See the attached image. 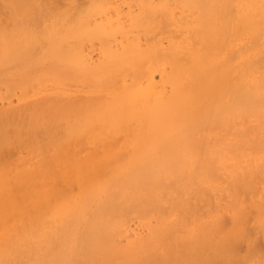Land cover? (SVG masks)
<instances>
[{"label":"rangeland","instance_id":"rangeland-1","mask_svg":"<svg viewBox=\"0 0 264 264\" xmlns=\"http://www.w3.org/2000/svg\"><path fill=\"white\" fill-rule=\"evenodd\" d=\"M256 2L254 31H243L235 21L230 40H224L220 61L230 67L229 86L218 111L182 140L185 158L178 165L169 160L159 179L144 174L145 180L124 190L116 178L131 173L137 138L132 130L139 122L129 124L130 132L76 128L73 114L111 102L151 72L170 94L173 58L189 62L195 48L198 9L181 0H30L24 12L16 0H0L3 48L22 29L66 30L69 18H85L96 7L102 13L91 18L93 24L101 15L120 16L125 32L67 38L65 46L88 55L91 66L109 62L105 44L121 51L137 42L149 54L172 55L165 64L146 59L136 74L130 65L96 81L72 78L53 59L34 64L11 54L1 58L0 131L6 141L0 148V192L14 204L0 205V241L27 231L30 243L0 264H264V1ZM31 18L32 24L25 23ZM43 49L35 46V55ZM112 181L105 192L91 193ZM86 198L80 224L62 219L64 206ZM101 211L105 222L93 226ZM90 234L97 237L90 240Z\"/></svg>","mask_w":264,"mask_h":264},{"label":"bare ground","instance_id":"bare-ground-1","mask_svg":"<svg viewBox=\"0 0 264 264\" xmlns=\"http://www.w3.org/2000/svg\"><path fill=\"white\" fill-rule=\"evenodd\" d=\"M16 1L20 9L24 11L30 0ZM181 1L198 9L199 20L194 30L195 48L190 52V61L181 64L176 57L173 58L174 68L168 77V83L172 88L171 93H166L165 87L155 82V72H151L145 82L140 81L132 87L124 86L121 93L111 102L102 106L87 107L79 113L73 114L78 118L79 124L75 126L76 128L78 125H82L95 130L106 128L110 132H130L129 124L139 122L137 130H132V134L137 138L131 145L129 166L131 173L125 177L116 178V186L124 190H127L134 181L145 180V176H149L148 179L153 181L159 179L166 171V164L169 160L175 161V164L178 165L179 160L185 158L182 140L217 112L228 94L230 67L221 64L220 59L224 40L228 39L229 41L231 38H227L229 29L235 21L239 22L240 29L248 32L254 31L253 28L256 25L255 15L258 12L256 0ZM36 4L40 5L39 1ZM234 5L238 7L237 11L234 10ZM100 13L102 10L98 11L95 7L87 11L85 18L77 20L69 18L71 23L68 20L70 26L66 30L53 26L40 31H34L35 28L33 30L22 29L16 42L5 43L4 48L0 45V60L4 57L7 58V56L10 57V54L28 59L34 64L37 63V60L53 59L61 62L60 65L66 68L64 72L70 74L72 78H87L96 81L105 75L110 76L116 71L124 70L130 65L136 67L134 69L136 74L138 67L141 68L142 62L149 58H154L156 62H162V64H165L167 59H172L171 54L165 57L159 52H155L154 55L149 54L141 50L140 44L137 42L129 43L121 51H112L105 44L103 54L109 62L97 67L91 66L89 61L91 58L88 55L68 49L64 42L67 38L79 39L88 36L99 38L112 36L118 31L122 34L125 32V26L121 22L120 16L113 19V17L101 15L99 16L100 21L93 24L91 18ZM24 16L26 17L25 14ZM94 20L97 21V18ZM28 21L32 24L33 18L26 19L25 23L28 24ZM37 45L44 47L40 57L34 53ZM60 72H62L60 74L64 73L63 71ZM198 129L201 128L198 127ZM74 131L76 132V129ZM5 141L6 138H3L0 131V148ZM169 165L173 166V163L171 162ZM144 174L146 175L143 176ZM102 183L98 185L96 191L92 190L91 193L105 192L113 186L114 181ZM111 197L113 198V196ZM13 202L9 194L2 195L0 192V205L9 209L14 204ZM88 202L89 200L87 201L86 198L83 203L64 206L59 214L63 216L62 219L70 216L77 224H80V221L83 220L82 210L85 209L84 207ZM103 212L107 214V210L103 209ZM103 212L101 211L102 216L96 214L93 226L105 222ZM92 231L95 233L94 229ZM90 235V240L95 236L97 237V234ZM39 236L40 240L43 241L47 238L44 233ZM29 243L27 231L17 233V236L10 240L0 241V261L16 247ZM70 250L75 251V249ZM62 263H64V259L59 262V264Z\"/></svg>","mask_w":264,"mask_h":264}]
</instances>
